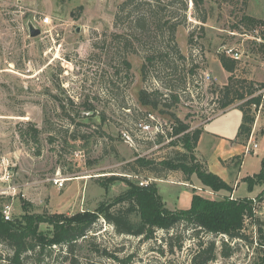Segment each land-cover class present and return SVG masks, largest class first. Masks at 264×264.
Returning <instances> with one entry per match:
<instances>
[{
	"label": "rangeland",
	"instance_id": "1",
	"mask_svg": "<svg viewBox=\"0 0 264 264\" xmlns=\"http://www.w3.org/2000/svg\"><path fill=\"white\" fill-rule=\"evenodd\" d=\"M124 1L0 0V160L8 161L15 188V195L0 197V209H6L10 219L20 218L25 213L71 216L94 211L98 203L121 194L128 182L155 183V179L147 180L144 175L122 173L126 162L137 156L158 158L173 150L170 147L158 151L169 140L149 148L157 132L154 125L148 133L138 127L140 120L147 119L166 132L173 122L168 114L162 113L164 109L152 110L138 101L142 89L167 92L160 81L154 80L152 67L145 69V82L141 74L144 48L167 46V34L164 37L150 35L151 42L146 38L143 40L146 45L141 48L136 43L133 45L136 53L125 55L131 65L130 78L120 60L122 44L111 36L123 32L129 36L133 31L126 19L118 27L114 26L118 6ZM182 1L186 11H182L180 1L173 2L168 6L167 16L180 22L174 43L185 58L179 63L184 69L182 72L189 74V69L193 68L194 75L189 77L190 84L185 92H180L179 103L170 111L190 130H195L222 112L215 103V88L225 86L230 74L221 69L219 54L233 51L240 55L234 73L236 80L253 88L264 84V39L256 41L264 26L247 27L243 23V17L254 15L250 0L246 6L243 0H202L199 5L195 0ZM31 30L40 33L33 37ZM159 76L167 81L164 75ZM171 83L177 84L176 81ZM256 95L257 92L247 94L246 99L230 107H237ZM260 105L254 112L258 128L253 139V144L257 145L256 155L245 158L241 169L244 175L259 173L264 157L262 99ZM232 118L233 113H227L224 119L231 122ZM30 128L37 129L36 139ZM175 149L182 150V145ZM180 178V174H172L161 179L170 189L164 198L167 207L189 208L190 191L182 186L190 190L191 187ZM55 180H65L63 187L55 184ZM193 180L197 182L196 178ZM255 183L261 189L254 196L258 199L264 193V181ZM162 188L160 191L164 192ZM198 195L210 200L228 197L237 201L252 193L247 184H240L235 194L237 198L223 192H199ZM24 204L26 209L22 207ZM256 219L263 223L264 229V217L256 216ZM98 228L99 241H105L110 248L124 245L130 253L137 246L136 239L114 237L104 223H99ZM40 230L50 235L51 229L46 225L40 226ZM241 233L252 235L250 224L243 223ZM224 240L238 249L228 264H252L262 255L259 242L230 241L228 237ZM159 245L160 241L141 244L133 264L187 262L189 251L161 256ZM77 256L80 264L94 260L84 242ZM216 257L215 264H219V243ZM99 261L98 264H111Z\"/></svg>",
	"mask_w": 264,
	"mask_h": 264
},
{
	"label": "trees",
	"instance_id": "2",
	"mask_svg": "<svg viewBox=\"0 0 264 264\" xmlns=\"http://www.w3.org/2000/svg\"><path fill=\"white\" fill-rule=\"evenodd\" d=\"M163 0H125L118 6L115 15L114 26L118 27L126 19L132 24L133 31L128 36L112 34V38L122 44L121 63L124 65L127 75L130 63L125 55L136 53L133 45L140 48L146 45L143 40L151 42L150 35L155 34L164 37L167 34V46L155 48L145 47L144 64L141 68L142 81H146L148 66L155 81H160L166 93L158 89L139 92L138 101L141 106L152 110L164 109L173 120L171 131L160 128L155 133L152 144H161L169 140L167 145L158 148V151L173 147L168 153L158 158L137 156L134 160L126 162L121 169L124 174L136 176L144 175L147 180L165 179L172 174H180V180L191 187L193 195L190 207L185 210H169L162 202L154 182H148L146 186H140L134 182H128L127 188L118 196L106 202H100L94 211L78 212L67 216L63 214H28L20 218L5 221L0 209V264H80L77 250L83 244H87L88 253L92 256L90 264H98L99 260L111 264H133L139 252V246L143 243H157L160 241L159 253L173 255L189 251L185 264H213L217 260L216 248L220 243V258L228 260L238 252L230 241L241 240L252 244L249 236L241 233L243 223L247 219L251 227H256L257 238L262 255L252 264H264V229L259 219L253 218V206L250 199L244 198L234 201L224 197L222 200H210L195 193L192 177L195 176L202 186L212 193L219 191L231 192L232 188L219 176L210 172L204 162L195 156V149L201 130H190L189 126L179 120L170 109L179 103L180 92H185L189 77L194 75V69H189V74L182 72V61H185L179 49L174 43V33L180 22L173 21L167 16L168 6L173 2L182 5V11H186V5L182 0H172L163 4ZM165 1V0H164ZM203 3L195 0V4ZM247 0H243L246 6ZM82 8L80 7L79 10ZM174 18V17H173ZM205 21L204 18L201 20ZM245 26H264V22L255 18L243 17ZM190 43V38L188 39ZM180 61V62H179ZM219 63L230 74L228 83L215 88L217 109L224 111L237 101L246 99L263 88L264 84L254 86L244 81L236 80V61L226 53L219 54ZM179 65H181L179 68ZM162 74L167 79L163 80ZM117 76V69L113 73ZM173 79V80H172ZM176 81L177 84H172ZM178 82L180 84H178ZM171 99V100H170ZM261 102V96L256 95L239 104L236 108L242 113L241 124L238 128L237 138L247 141L250 137L254 123V112ZM128 109V108H127ZM170 111V112H169ZM142 119L139 118L136 121ZM140 120L138 124L156 125L155 122ZM137 124V123H136ZM34 133V139L38 133L36 128H30ZM182 145V150L175 147ZM242 161V156H235L222 164L233 163L237 167ZM249 189L260 181H264V157L261 161V170L252 177L243 178ZM26 209V205H22ZM99 223H104L112 230L114 237L130 238L137 240V246L127 253L125 246L110 248L105 241H99ZM46 225L51 229L50 235L43 234L40 226ZM101 228V227H100ZM221 236V237H220ZM120 244H123L120 242ZM235 246V245H234Z\"/></svg>",
	"mask_w": 264,
	"mask_h": 264
},
{
	"label": "crops",
	"instance_id": "3",
	"mask_svg": "<svg viewBox=\"0 0 264 264\" xmlns=\"http://www.w3.org/2000/svg\"><path fill=\"white\" fill-rule=\"evenodd\" d=\"M252 2H254V4H252ZM250 5L254 7V15L252 17L259 21L264 22V0H250ZM222 70L223 72H226L224 71V69ZM227 113H233L234 118H232L233 120L231 122H229L227 119H224ZM241 120H242V113L236 107H230L218 113L217 115H214L212 118L204 121L203 123L200 124L199 129L201 130V132L195 149V156L200 161L205 163L208 170L219 176L225 183H227L232 188L231 192L219 191L217 193L220 192L226 193L227 196L229 195L231 196V198L234 197L237 198L235 194L240 184H247L244 182L241 183V180L243 178L252 177L253 174H257L253 172L252 174L244 175L241 172V169L244 166L245 158L250 154L256 155L257 145L253 144V139L257 134L256 132H258L257 122H255L252 127V131L249 139L245 142L240 141L237 138V133H238V128L241 124ZM235 156H242V161L237 167H234L233 163L229 165L222 164V162H225ZM195 178H196L195 176L192 177V183L196 194H199V192L216 194L210 192L207 188L202 186L197 178H196L197 182H195V180H193ZM154 181L155 183H157L156 187L158 190V194L167 209L185 210L176 207L174 208L167 207L168 203L164 198L168 196L169 194L168 192H170V189L167 188V186L164 184V182H162V180H154ZM178 186H182V185L179 184ZM182 187L185 188L187 191H190V196H189L190 199L189 207H190L191 198L193 195L192 189L190 190L186 185ZM161 188L164 190V192L162 191L163 193L160 191ZM249 191L252 193V195L246 198L257 196L261 191V189L259 188L258 185H253L249 189ZM174 195L176 198L178 197L177 192H175Z\"/></svg>",
	"mask_w": 264,
	"mask_h": 264
},
{
	"label": "built area",
	"instance_id": "4",
	"mask_svg": "<svg viewBox=\"0 0 264 264\" xmlns=\"http://www.w3.org/2000/svg\"><path fill=\"white\" fill-rule=\"evenodd\" d=\"M46 21H47V19H46ZM263 39H264V28L259 30V35L256 38V41L262 42ZM226 54L236 62L240 60V55L237 52L228 51V52H226ZM257 94L260 95L262 101H264V87L259 89L257 91ZM259 107H261V105ZM257 110H258V108H257ZM149 118L153 119L152 116H149ZM151 121H153V120H151ZM138 127L145 133H148L151 131L150 126L147 124H139ZM154 127H155L154 128L155 131L158 132L159 131L158 126L155 125ZM169 130L171 131V128H169ZM254 147H255V145H254ZM63 182H65V180H55L54 181V183L57 184L60 188L63 187ZM147 184H148V181H143V182L139 183L140 186H146ZM14 190H15V188L13 186V175L11 173L9 163L6 159H2V160H0V197L13 196V195H15ZM250 200H251V203L253 206V209H252L253 218L255 219L256 216L264 217V193L260 198L255 199L253 197ZM2 213H3V218L5 221L11 220L8 216V212L6 209L2 210ZM245 222H247L249 224V221L247 219L245 220ZM251 229H252V235H250L249 237L253 241L254 244H257L258 238H257V232H256L255 225H254V227H251ZM225 239H226V237H225ZM234 241H236V240H234ZM237 241H241V240H237ZM223 261L225 264H228L230 261H233V257H231L228 260L221 259L219 261V264H222ZM213 264H215V263H213ZM233 264H240V263L238 262V263H233Z\"/></svg>",
	"mask_w": 264,
	"mask_h": 264
},
{
	"label": "water",
	"instance_id": "5",
	"mask_svg": "<svg viewBox=\"0 0 264 264\" xmlns=\"http://www.w3.org/2000/svg\"><path fill=\"white\" fill-rule=\"evenodd\" d=\"M40 32L37 30H31V36H37Z\"/></svg>",
	"mask_w": 264,
	"mask_h": 264
}]
</instances>
